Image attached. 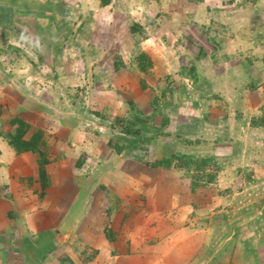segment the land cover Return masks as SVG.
Returning a JSON list of instances; mask_svg holds the SVG:
<instances>
[{
    "label": "rangeland",
    "instance_id": "1",
    "mask_svg": "<svg viewBox=\"0 0 264 264\" xmlns=\"http://www.w3.org/2000/svg\"><path fill=\"white\" fill-rule=\"evenodd\" d=\"M19 115L56 209L116 219L123 245L144 229L179 264H264V0H0L6 141ZM173 152L214 155L216 179L150 166Z\"/></svg>",
    "mask_w": 264,
    "mask_h": 264
},
{
    "label": "crops",
    "instance_id": "2",
    "mask_svg": "<svg viewBox=\"0 0 264 264\" xmlns=\"http://www.w3.org/2000/svg\"><path fill=\"white\" fill-rule=\"evenodd\" d=\"M12 148L0 135V161L6 163H0V264H179L166 255L165 249L171 250V245L148 247L146 238L151 234L144 229H131L127 233L128 245H123L116 235L119 226L115 225L116 219L104 223L98 211L90 214L84 210L70 216L69 212L56 209L64 199H58L59 196L52 199L46 190L43 195L39 191L42 182L37 178L38 164L28 159L27 151L22 161V154L16 155ZM6 156L12 158L3 161ZM6 168L8 174L4 175ZM53 182L47 177L45 188L54 187ZM56 228L60 230L58 236Z\"/></svg>",
    "mask_w": 264,
    "mask_h": 264
},
{
    "label": "trees",
    "instance_id": "3",
    "mask_svg": "<svg viewBox=\"0 0 264 264\" xmlns=\"http://www.w3.org/2000/svg\"><path fill=\"white\" fill-rule=\"evenodd\" d=\"M99 2L101 5H105L109 2V0H99ZM136 58L138 69L143 72L146 71L148 65L150 64L149 56L142 51L138 53ZM128 103L131 107L134 106V102L132 100H128ZM166 121V118H161L160 125H158V127L164 125ZM9 122L10 129L6 132L8 143L16 151L31 150L40 154V158L37 160L38 175L39 179L42 182V189L45 188L47 184V173L45 169V164L48 161L44 152H42L40 150V147L37 145L40 139V132L38 131L33 133L30 139L25 140L23 136L30 128V124L19 116L11 118ZM135 126V122L126 121L123 125L122 131L126 134L137 133L138 129H136ZM135 145V140H132L128 143V147H133ZM211 164L216 166L215 170L207 171L208 166ZM150 166L166 170L173 168H183L185 173L188 174V176L190 177V185L192 189L199 186H206L209 182H213L216 179L217 170L220 169V163L216 161L214 155L198 156L193 153L191 154L179 152L163 154L160 158H156L153 162H151Z\"/></svg>",
    "mask_w": 264,
    "mask_h": 264
}]
</instances>
